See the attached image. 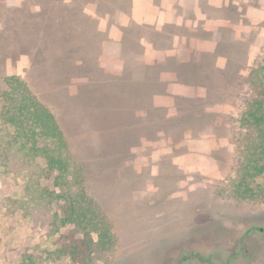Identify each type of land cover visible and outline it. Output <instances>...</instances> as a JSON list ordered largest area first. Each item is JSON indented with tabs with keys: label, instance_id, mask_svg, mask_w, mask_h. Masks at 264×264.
Masks as SVG:
<instances>
[{
	"label": "rangeland",
	"instance_id": "rangeland-1",
	"mask_svg": "<svg viewBox=\"0 0 264 264\" xmlns=\"http://www.w3.org/2000/svg\"><path fill=\"white\" fill-rule=\"evenodd\" d=\"M132 8L0 0V89L16 73L53 111L113 234L90 239L50 182L0 167V264H264V171L241 122L264 0H154L160 18L121 26Z\"/></svg>",
	"mask_w": 264,
	"mask_h": 264
},
{
	"label": "trees",
	"instance_id": "trees-1",
	"mask_svg": "<svg viewBox=\"0 0 264 264\" xmlns=\"http://www.w3.org/2000/svg\"><path fill=\"white\" fill-rule=\"evenodd\" d=\"M116 3L124 0H114ZM123 4V3H122ZM251 84L256 96L241 112V122L256 131L248 138L249 165L259 173L258 158L264 159V59L250 69ZM0 89V167L3 173H29L44 179L43 185L63 206V222H73L90 239L97 233L98 241L111 242V225L100 212L84 184L82 166L76 163L67 145L66 136L53 111L34 93L29 84L16 73L2 77ZM42 158L44 164L39 161ZM41 182V181H40ZM85 242L75 245L80 247ZM76 253V252H75Z\"/></svg>",
	"mask_w": 264,
	"mask_h": 264
},
{
	"label": "crops",
	"instance_id": "crops-1",
	"mask_svg": "<svg viewBox=\"0 0 264 264\" xmlns=\"http://www.w3.org/2000/svg\"><path fill=\"white\" fill-rule=\"evenodd\" d=\"M142 3V0H132V6L131 12L126 13L123 11L121 15L118 16V20L121 22V26L126 27L130 25L131 23L135 22H150L152 18H160L162 16V10H158L155 12V9L150 12V8L154 3V0H148L143 7V9L140 8V5ZM142 12V15L140 14ZM150 12V13H149ZM156 16V17H155Z\"/></svg>",
	"mask_w": 264,
	"mask_h": 264
},
{
	"label": "flooded vegetation",
	"instance_id": "flooded-vegetation-1",
	"mask_svg": "<svg viewBox=\"0 0 264 264\" xmlns=\"http://www.w3.org/2000/svg\"><path fill=\"white\" fill-rule=\"evenodd\" d=\"M244 253H245V252H244ZM237 254H238V253H234V256L236 257ZM191 256H192V257H195V258H198V259H200V260L205 259V257H204L203 254H199V255H198V254H194V255L192 254ZM183 258H185V257L183 256ZM209 259H210V258H209Z\"/></svg>",
	"mask_w": 264,
	"mask_h": 264
}]
</instances>
